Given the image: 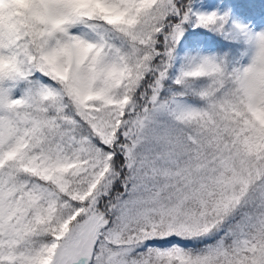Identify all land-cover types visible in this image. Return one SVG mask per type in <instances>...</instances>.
Returning a JSON list of instances; mask_svg holds the SVG:
<instances>
[{
    "label": "snow or ice",
    "instance_id": "obj_1",
    "mask_svg": "<svg viewBox=\"0 0 264 264\" xmlns=\"http://www.w3.org/2000/svg\"><path fill=\"white\" fill-rule=\"evenodd\" d=\"M0 264H264V0H0Z\"/></svg>",
    "mask_w": 264,
    "mask_h": 264
}]
</instances>
